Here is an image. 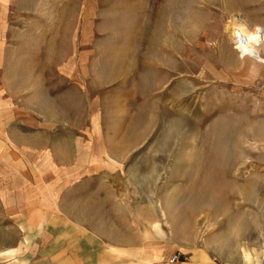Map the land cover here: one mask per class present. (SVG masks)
<instances>
[{"label":"rangeland","instance_id":"374dc122","mask_svg":"<svg viewBox=\"0 0 264 264\" xmlns=\"http://www.w3.org/2000/svg\"><path fill=\"white\" fill-rule=\"evenodd\" d=\"M236 17L264 39V0H0V264L261 263Z\"/></svg>","mask_w":264,"mask_h":264},{"label":"bare ground","instance_id":"6f19581e","mask_svg":"<svg viewBox=\"0 0 264 264\" xmlns=\"http://www.w3.org/2000/svg\"><path fill=\"white\" fill-rule=\"evenodd\" d=\"M230 25V42L236 47L241 63L246 64L248 74L251 76L264 74V39L261 38L257 28L243 17L232 19ZM254 257L247 254L246 263L250 264Z\"/></svg>","mask_w":264,"mask_h":264},{"label":"built area","instance_id":"2783aa9c","mask_svg":"<svg viewBox=\"0 0 264 264\" xmlns=\"http://www.w3.org/2000/svg\"><path fill=\"white\" fill-rule=\"evenodd\" d=\"M178 262H179V256L178 255H173L169 259V264H177ZM260 264H264V254H263V258L261 259Z\"/></svg>","mask_w":264,"mask_h":264},{"label":"crops","instance_id":"0c3cea01","mask_svg":"<svg viewBox=\"0 0 264 264\" xmlns=\"http://www.w3.org/2000/svg\"><path fill=\"white\" fill-rule=\"evenodd\" d=\"M2 144H3L2 146L0 145V150H1V151L4 150V149H3L4 147L7 148V146H6V144H5L4 142H2Z\"/></svg>","mask_w":264,"mask_h":264}]
</instances>
